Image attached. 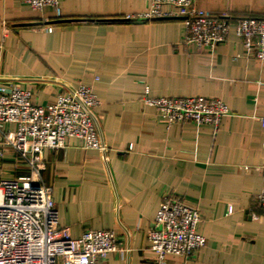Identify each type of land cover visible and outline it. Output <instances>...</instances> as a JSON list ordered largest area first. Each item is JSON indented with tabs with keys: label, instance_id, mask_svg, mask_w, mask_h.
Returning <instances> with one entry per match:
<instances>
[{
	"label": "crops",
	"instance_id": "1",
	"mask_svg": "<svg viewBox=\"0 0 264 264\" xmlns=\"http://www.w3.org/2000/svg\"><path fill=\"white\" fill-rule=\"evenodd\" d=\"M35 11L24 0H0V86L32 92L52 104L81 85L100 105L94 122L104 151L81 139L46 149L41 179L53 190L60 226L80 238L114 231L125 255L99 264H159L148 231L168 195L200 210L205 248L162 264H264V62L247 56L240 19H264V0H198L227 14L230 33L214 51L184 44L181 17L125 21L146 14L151 0H59ZM48 27H52L50 32ZM149 97L222 100L230 115L218 128L168 126ZM15 159L5 158L10 169ZM27 174V172H22ZM232 208V213L229 209Z\"/></svg>",
	"mask_w": 264,
	"mask_h": 264
},
{
	"label": "built area",
	"instance_id": "2",
	"mask_svg": "<svg viewBox=\"0 0 264 264\" xmlns=\"http://www.w3.org/2000/svg\"><path fill=\"white\" fill-rule=\"evenodd\" d=\"M24 1L35 11L51 7L57 18H62L59 0ZM197 3L151 0L146 14L124 19L145 22L181 17L184 44L214 51L227 41L229 16L212 15L198 8ZM236 34L247 56L264 62V19H240ZM32 97V92L19 86H0V264H99L109 254L124 256L114 231L88 230L75 239L70 228L60 226L53 190L41 179L46 149H65L73 139L83 140L88 150L106 149L94 122L100 105L96 94L91 87L81 85L67 95H59L52 104L38 105ZM143 101L156 109L168 126L195 123L218 128L230 115L220 99L154 98L146 91ZM259 123L264 127V117ZM7 157L15 159L10 169L3 165ZM257 200L264 209V182ZM200 219V210L184 199L173 195L164 198L148 231L149 246L159 264L169 255L188 260L205 248L207 240L197 231Z\"/></svg>",
	"mask_w": 264,
	"mask_h": 264
}]
</instances>
